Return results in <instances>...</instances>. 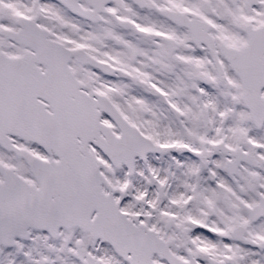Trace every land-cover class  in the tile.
Segmentation results:
<instances>
[{
	"label": "snow or ice",
	"instance_id": "obj_1",
	"mask_svg": "<svg viewBox=\"0 0 264 264\" xmlns=\"http://www.w3.org/2000/svg\"><path fill=\"white\" fill-rule=\"evenodd\" d=\"M0 264H264V0H0Z\"/></svg>",
	"mask_w": 264,
	"mask_h": 264
}]
</instances>
